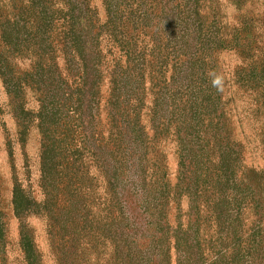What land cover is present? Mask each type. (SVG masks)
Here are the masks:
<instances>
[{
	"label": "rangeland",
	"instance_id": "rangeland-1",
	"mask_svg": "<svg viewBox=\"0 0 264 264\" xmlns=\"http://www.w3.org/2000/svg\"><path fill=\"white\" fill-rule=\"evenodd\" d=\"M180 2L182 0H123L121 19L113 40L108 34L99 38L96 55L101 60L104 77L99 94L93 100V110H85L82 115L71 109L60 110L54 116L48 115L43 123L39 117L37 87L31 78L38 56L42 55L44 67L54 68V80L60 93L73 91V80L65 70L62 51L64 38L69 33L63 18L74 8L79 10L87 6L91 18L98 25H105L108 17L104 0H0V20H4L12 32L9 37L12 41L7 42L1 38L0 32V60L10 66L17 80L27 84L20 91L19 98L13 100L0 75V264H26L20 246V220L13 204L16 183L35 204L24 223L42 264H114L117 233L114 220L106 212L110 195L100 163L102 158L113 161L111 155L115 150L106 111L110 75L119 70L118 64L125 67L128 58L133 59V65L144 63L145 106L141 121L148 130L154 100L152 87L157 84L160 88L169 82L182 60L176 23ZM209 6L207 1L202 11L207 25L214 20ZM162 10H171L173 27L169 33L168 20ZM144 12L149 19H144ZM216 14L220 22L219 35L223 36L225 47L203 51L204 54H197L196 60L204 64L205 73L199 76L202 81L210 82L213 77L219 80V115L222 114L223 118L219 128L216 123L211 125L209 116L202 117L205 121L203 124L201 120L200 126L207 134L208 142L214 140L215 133L224 141L230 135L242 150L235 163L238 192L248 194L244 187L250 184L256 191L254 200L260 197L264 202V0H218ZM38 15L48 17L43 19L42 28H37ZM15 22H19V34L15 33ZM242 22H246L245 27ZM244 28V34L236 40ZM129 47L132 51L127 54ZM73 103H76L75 99ZM208 113L215 116L214 111ZM23 126L26 130L24 142L18 135L24 130ZM173 126L148 145L151 172L159 167L172 190L177 185L179 171ZM46 129L54 147L59 199L74 195L72 213L58 211L60 207L56 206L55 213L48 216L41 208L45 200L40 184L41 131ZM151 134L149 131L148 135ZM104 144L108 152L103 150L100 154ZM251 177L255 178L249 181ZM230 193L235 192L230 190ZM247 202H250L248 195ZM189 211L187 196L172 202L168 216L170 225L177 226V216L181 214L183 224L187 226ZM254 212V209H244L240 222L233 225L230 217L228 224L218 228L214 216L202 208V262L213 264L220 256L221 244H224L227 251L221 263L264 264V222L259 224ZM234 247L240 250L238 258L232 255ZM172 264H175V258Z\"/></svg>",
	"mask_w": 264,
	"mask_h": 264
},
{
	"label": "trees",
	"instance_id": "trees-1",
	"mask_svg": "<svg viewBox=\"0 0 264 264\" xmlns=\"http://www.w3.org/2000/svg\"><path fill=\"white\" fill-rule=\"evenodd\" d=\"M207 1L210 3V11L214 14V20L208 25L202 16ZM217 2L218 0H182L178 4L176 23L182 46V60L180 67L174 69L169 82L160 88L157 84L152 87L154 100L149 113L148 130L141 121L145 106L144 63L133 65V59L128 58L125 67L118 64L119 70L110 75L111 89L106 101V111L110 118L114 138L112 146L115 150L111 155L113 161L108 162L102 158L100 163L110 195L106 212L114 220L117 233L114 264H172L173 258L175 264H204V251L200 240L202 208L214 216L218 228L228 224L230 217L233 225L240 222L244 209H254L259 224L264 222V202H261L260 197L254 200L256 191L253 186L245 185L244 192H248L246 195L238 192L235 163L240 159L242 150L238 149L239 146L230 135L224 141L218 139L219 134L215 133L212 142L206 141L207 134L200 126L204 116H209L211 125L216 123V128H219L223 118L222 114L219 115L220 87L213 84L214 77L210 82L202 81L199 76L205 73L204 64L196 60L197 54H204L203 51L225 47L223 36L219 35L218 30L220 22L216 14ZM104 5L108 21L102 26L91 18V11L87 6L79 10L74 8L63 18L69 33L64 38L62 51L65 70L73 80V91L61 94L54 80V68L49 65L44 67L42 55L38 56V63L36 62L33 68L31 78L37 87L39 117L43 123L48 115L54 116L60 110L71 109L80 115L85 110H93V100L99 94L104 77L101 60L96 55L99 38L102 34H108L110 40H113L116 25L121 19L119 14L122 12L123 0H104ZM162 11L168 20L169 33L173 27L171 10ZM143 17L149 19L145 12ZM37 18L40 19L37 28H42L45 23L43 19L48 17L38 15ZM242 25L245 27L246 22H242ZM13 27L15 33L19 34V22H15ZM0 32L4 42L12 36L4 20H0ZM244 32L245 28L235 39ZM129 51H132L130 47L126 53L129 54ZM0 75L8 94L13 100L18 99L20 91H23L27 84L17 80L10 66L1 60ZM74 99L76 103H73ZM209 111H214L215 116L208 113ZM202 121L204 124L205 119ZM172 124L179 157L178 182L174 190L159 167L151 172L148 165V145L158 140ZM149 131L151 135H148ZM41 133L40 184L45 197L41 208L48 216L55 213L56 206L60 207L58 211L72 213L74 195L59 199L51 134L47 129ZM18 135L20 141L24 142L25 127ZM104 147L105 144L101 147L100 154L103 150L107 151ZM253 178L255 177L248 180ZM230 190L235 193H230ZM247 195L250 202H247ZM182 196H187L190 201L187 226H184L182 216L178 214V224L172 227L168 219L170 206ZM13 204L14 212L20 220V246L25 263L42 264L33 238L26 231L24 223L35 204L19 183L14 187ZM177 210L179 212V207ZM221 245L218 253L220 256L213 264H223V254L227 250L224 244ZM231 250L234 258H238L239 248L234 247ZM223 251L225 252L222 253ZM245 252L248 253V250Z\"/></svg>",
	"mask_w": 264,
	"mask_h": 264
},
{
	"label": "clouds",
	"instance_id": "clouds-1",
	"mask_svg": "<svg viewBox=\"0 0 264 264\" xmlns=\"http://www.w3.org/2000/svg\"><path fill=\"white\" fill-rule=\"evenodd\" d=\"M213 84H214V85H218V84H219V80H218V79H217V80H214V81H213Z\"/></svg>",
	"mask_w": 264,
	"mask_h": 264
}]
</instances>
